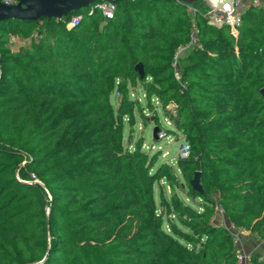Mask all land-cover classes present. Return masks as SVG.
Here are the masks:
<instances>
[{
  "label": "trees",
  "instance_id": "obj_1",
  "mask_svg": "<svg viewBox=\"0 0 264 264\" xmlns=\"http://www.w3.org/2000/svg\"><path fill=\"white\" fill-rule=\"evenodd\" d=\"M101 1L0 22V264H238L231 226L264 241V12L234 35L205 0ZM138 86L190 145L176 165L133 141Z\"/></svg>",
  "mask_w": 264,
  "mask_h": 264
},
{
  "label": "rangeland",
  "instance_id": "obj_2",
  "mask_svg": "<svg viewBox=\"0 0 264 264\" xmlns=\"http://www.w3.org/2000/svg\"><path fill=\"white\" fill-rule=\"evenodd\" d=\"M27 43H30V39H25V40L16 39L10 43L11 44L10 46L13 49H18V48L26 46ZM190 48L191 47H189L188 49H186L185 51L181 53L179 60H181L188 54ZM135 93L137 96H139V98H141V103L143 104L144 111L147 113L149 118L147 122H145L144 117H141L140 113L136 111V121L137 122H136V126L134 129L135 131L133 134V141H136L138 138H141V137L144 138L143 144H144L145 149L148 150L151 154L157 153V155L159 156L157 166L163 162H169V163H173L174 165H176V160L180 156V149L183 143L182 138L178 137L174 133H170L169 136H165V135L159 136V139L156 140L153 136V130L157 122V119H155V116L156 115L157 117L159 116L158 119L160 120L162 126L165 128L172 126L171 121L167 117V114L163 112L159 104L157 105L158 107L157 112L154 111L153 109H148V106H146V101L144 100L145 99L144 92L142 89L139 88V86L135 89ZM168 108L174 109V106L170 105ZM153 119H155V121H153ZM129 127L126 126L125 128V131H124L125 139H127L129 136ZM126 141L128 142V139ZM163 183L166 185L164 181ZM166 190H167V195L169 196L170 189L167 187ZM158 191H159V188L157 187V192H156L157 197H158ZM217 220L220 221L222 224L226 223L225 222L226 215L221 210L219 212ZM228 225L231 226V223H229ZM238 234L241 237V242L238 244L240 250L242 249V244L244 246L243 239L246 240L247 242L249 240L251 241V239H255L254 237H251L249 233L244 232L243 229L239 230ZM257 240L258 241L256 244L258 245L257 246L258 249H254V252H257L259 254H264V243L258 238ZM253 253H252V249L250 251H247V254L249 255H252Z\"/></svg>",
  "mask_w": 264,
  "mask_h": 264
},
{
  "label": "built area",
  "instance_id": "obj_3",
  "mask_svg": "<svg viewBox=\"0 0 264 264\" xmlns=\"http://www.w3.org/2000/svg\"><path fill=\"white\" fill-rule=\"evenodd\" d=\"M8 3L14 2V0H3ZM182 1V0H178ZM207 5L206 16H208L211 23L216 25L226 24L229 25L231 32L234 35L239 34V28L243 22V15L248 8H254L264 12V0H205ZM96 7L100 8L107 17H112L115 13L116 5L113 1H101L96 4ZM188 10L194 12L195 8L192 5H188ZM83 18V14H75L71 17L68 22V27L78 24ZM36 37L39 38L41 35L36 34ZM25 40L20 37L13 38V40ZM197 41V38L194 36L193 40L185 46H181L177 49L174 65L177 67L175 75L179 78L180 71L178 69V62L181 56V53L192 46ZM166 136L165 131H160L159 136ZM190 152V145L186 142L182 143L180 149V156L186 157ZM229 226V225H228ZM231 229L236 235V242L239 244L241 242V237L238 234V231L231 226ZM238 255V264H253L251 260V255L247 254L242 249H239Z\"/></svg>",
  "mask_w": 264,
  "mask_h": 264
},
{
  "label": "water",
  "instance_id": "obj_4",
  "mask_svg": "<svg viewBox=\"0 0 264 264\" xmlns=\"http://www.w3.org/2000/svg\"><path fill=\"white\" fill-rule=\"evenodd\" d=\"M95 1L97 0H14V2L8 3L0 0V22L11 18L23 20H38L41 17L62 18L72 10L88 6ZM183 1L193 3L197 0ZM135 68L141 77L145 75L143 63H137ZM262 92L264 93V88H262ZM158 131L159 126H155L153 130V136L155 139L159 138ZM200 175L201 171H195V176L191 180V185L195 190L203 192Z\"/></svg>",
  "mask_w": 264,
  "mask_h": 264
},
{
  "label": "crops",
  "instance_id": "obj_5",
  "mask_svg": "<svg viewBox=\"0 0 264 264\" xmlns=\"http://www.w3.org/2000/svg\"><path fill=\"white\" fill-rule=\"evenodd\" d=\"M226 225H228L229 223H228V219L226 218ZM244 232H247V233H249V235L251 236V237H254L255 239H251V241L249 240L248 242L246 241V240H244L243 239V242H244V246H243V244H242V250L243 251H245L246 253H247V251H250L251 249H252V253L254 252V249H258L257 248V238L255 237V236H253L251 233H250V231L249 230H244ZM262 242H264L263 240H261Z\"/></svg>",
  "mask_w": 264,
  "mask_h": 264
}]
</instances>
